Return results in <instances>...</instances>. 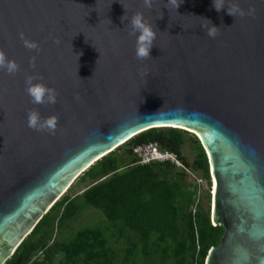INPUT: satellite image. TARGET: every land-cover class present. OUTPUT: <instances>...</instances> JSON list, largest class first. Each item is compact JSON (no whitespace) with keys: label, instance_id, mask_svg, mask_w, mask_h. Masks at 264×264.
Here are the masks:
<instances>
[{"label":"water","instance_id":"obj_1","mask_svg":"<svg viewBox=\"0 0 264 264\" xmlns=\"http://www.w3.org/2000/svg\"><path fill=\"white\" fill-rule=\"evenodd\" d=\"M224 4L0 0V50L19 65L0 69V264L91 166L159 128L195 136L205 152L211 224L224 230L205 264H264V0ZM232 4L245 15H230ZM137 12L156 31L143 60L129 34ZM28 76L57 102L31 103ZM34 108L59 117L54 134L28 127Z\"/></svg>","mask_w":264,"mask_h":264},{"label":"trees","instance_id":"obj_2","mask_svg":"<svg viewBox=\"0 0 264 264\" xmlns=\"http://www.w3.org/2000/svg\"><path fill=\"white\" fill-rule=\"evenodd\" d=\"M186 134L172 128L150 129L96 162L78 178V182L92 183L72 199L63 196L4 264H114L116 254L108 245V234L126 237L120 264H134L139 256L144 262L157 258L161 263L205 264L224 230L212 226L209 211L195 204L198 184L188 180L184 170L199 174L208 184L210 176L205 152L195 136L188 138L192 163L183 156ZM147 144L173 154L181 168L169 161L140 164L132 149ZM121 150L124 156L115 157ZM82 205L99 210L105 223L50 243L55 221L56 228L61 227L76 217ZM33 233H39L37 242L28 241ZM39 247L42 259L32 260Z\"/></svg>","mask_w":264,"mask_h":264},{"label":"clouds","instance_id":"obj_3","mask_svg":"<svg viewBox=\"0 0 264 264\" xmlns=\"http://www.w3.org/2000/svg\"><path fill=\"white\" fill-rule=\"evenodd\" d=\"M181 2L182 0H168V4L175 9L180 6ZM143 3L145 7L150 9L152 7L153 0H143ZM213 6L215 10L219 12L225 7L224 0H213ZM165 7L168 8V5H165ZM227 11L234 17L237 15L241 17L245 15V12L240 9L238 4L230 5L227 7ZM252 13H254V9H249L248 14ZM126 18L127 16L125 14V16L121 19L125 20ZM209 22L211 27L208 28L206 35L211 38H215L218 35L219 28L213 25L211 21ZM129 23L131 27L129 34L136 36L137 59L143 60L151 57L150 52L156 39V31L153 29L152 25L145 20L143 13L140 12L135 13ZM21 39L27 49L39 51L40 46L37 42L26 39L23 33H21ZM32 63L34 66L35 57L32 58ZM0 69H5L9 74H15L19 70V65L13 60H8L5 52L0 50ZM25 85V91L31 98V103L34 105L55 104L57 102L59 93L55 89L48 87L47 84L43 82L42 76H28L25 80ZM58 120L59 117L56 115L42 118L39 111L35 108L28 111V127L36 131H46L50 134H54L57 128Z\"/></svg>","mask_w":264,"mask_h":264},{"label":"rangeland","instance_id":"obj_4","mask_svg":"<svg viewBox=\"0 0 264 264\" xmlns=\"http://www.w3.org/2000/svg\"><path fill=\"white\" fill-rule=\"evenodd\" d=\"M191 134H186L184 146L182 147L181 151L183 156H185L186 160L189 163H192L194 159V152L192 151V143L188 140ZM155 145V144H154ZM162 151V150H161ZM164 152V151H162ZM132 153L134 154V148L132 149ZM135 155V154H134ZM123 150L117 152L115 154V157H123ZM138 160H141V157H138V155H135ZM142 161V160H141ZM164 162V161H159ZM170 162V161H169ZM139 163H141L139 161ZM172 164H175L174 162H171ZM179 163V162H178ZM177 167L181 168V164H175ZM184 170V169H183ZM186 174L188 175V180L196 181L198 184V193L195 198V204L199 202V206L205 211H209V204H210V193L211 191V183H207L205 180H201L199 174H194L190 172L189 170H184ZM92 183L91 180H87L84 183L78 182V179L71 185V187L67 190L64 196H68L69 199L74 198L75 196L81 194L90 184ZM191 213L193 215L194 213V206L191 207ZM105 223V217L103 214L94 208L84 206L82 205L81 210L78 212L75 218L65 222L62 224L61 227L56 228V221L54 223V230L53 234L51 236L50 243L53 239L56 241H65L68 240L72 235H74L77 231L87 228V227H95L100 224ZM39 237V233H33L28 237L29 242H37ZM108 239V245L112 248V250L116 254V258L114 260V264H120L121 262V256L124 251V249L127 247L126 244V237L122 239H117L116 237L107 236ZM44 243H47L44 242ZM49 245V242L47 243V246ZM45 247V246H44ZM41 247H39L38 251H36L32 257V260L38 259L39 261L42 259L41 255ZM31 260V261H32ZM134 264H171L170 262L161 263L159 259L153 258L148 261H143L141 257L135 258Z\"/></svg>","mask_w":264,"mask_h":264},{"label":"built area","instance_id":"obj_5","mask_svg":"<svg viewBox=\"0 0 264 264\" xmlns=\"http://www.w3.org/2000/svg\"><path fill=\"white\" fill-rule=\"evenodd\" d=\"M134 154L141 157L139 160L140 164H147L150 162H159V161H170L174 162L175 164H180L176 160L173 154L162 152L156 145L154 144H147L142 146L134 147Z\"/></svg>","mask_w":264,"mask_h":264},{"label":"bare ground","instance_id":"obj_6","mask_svg":"<svg viewBox=\"0 0 264 264\" xmlns=\"http://www.w3.org/2000/svg\"><path fill=\"white\" fill-rule=\"evenodd\" d=\"M140 132V131H139ZM138 133V132H137Z\"/></svg>","mask_w":264,"mask_h":264}]
</instances>
